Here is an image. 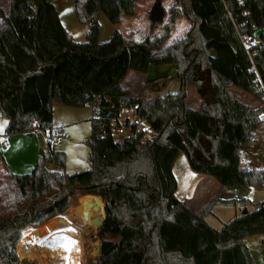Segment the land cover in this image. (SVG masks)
Segmentation results:
<instances>
[{"label": "trees", "instance_id": "obj_1", "mask_svg": "<svg viewBox=\"0 0 264 264\" xmlns=\"http://www.w3.org/2000/svg\"><path fill=\"white\" fill-rule=\"evenodd\" d=\"M73 1L78 22L89 29L83 42L64 28L52 0H10L8 14L0 9L6 134L37 137V130L42 136L52 128L53 103L81 107L94 96H108L94 105L98 115L90 119L89 169L61 170L65 153L50 145L29 173L15 174L2 160L0 264H19V249L24 256L26 238L37 231L33 238L44 249L77 244L76 231L58 224L57 215L79 198L69 211L88 222L103 208L100 203L87 213L91 195L101 197L100 218L106 216L97 229L101 253L93 264H254L244 238L264 233V200L216 229L176 197L172 166L183 153L193 171L220 187H250L264 177V168L243 170L239 164V152L249 147L261 120L260 108L230 91L236 87L263 100L264 0H172L167 9L164 0H154L147 17L151 27L162 23L160 36L137 41L113 30L101 42L98 14L118 24L135 14L139 0ZM181 15L188 29L164 45ZM255 28L263 32L250 59L240 34ZM161 64L176 66L177 92L146 99L125 95L121 81L129 70L146 73ZM187 85L201 97L197 109L187 107ZM133 104L155 141L141 142L133 133L114 140L104 131L110 117Z\"/></svg>", "mask_w": 264, "mask_h": 264}, {"label": "rangeland", "instance_id": "obj_2", "mask_svg": "<svg viewBox=\"0 0 264 264\" xmlns=\"http://www.w3.org/2000/svg\"><path fill=\"white\" fill-rule=\"evenodd\" d=\"M148 2H154V0H145ZM57 4L60 12L62 13V18L66 20V17L71 18V20L77 25V16L74 8L73 0H54ZM152 3L150 4L152 6ZM150 6V8H151ZM165 6V5H164ZM104 22L99 23L102 31L99 35V41H105L109 38L112 30L111 24L107 21V19L103 18ZM132 23L136 29H134L135 36L138 40H141L145 37H150V33H153L154 29L150 28L148 23L143 18L141 14L138 20H134L131 22L128 17L123 21V25L125 22ZM178 29V28H177ZM177 29L175 31H177ZM188 29V28H187ZM133 30V29H132ZM88 25L85 23L78 24V27L72 32L73 40L76 42H83L85 40L86 34L88 33ZM253 42L257 41V35L255 30L252 32ZM123 86L127 90V92L133 96L144 97L143 99L162 96L168 93L177 92L180 88V82L176 75V66L174 64H161V65H150L147 69L146 73L138 72L135 70H130L129 73L123 78ZM236 89V88H234ZM186 96H187V107L190 109H197L199 107L198 99L200 95L198 94L196 88L192 85L186 86ZM98 107L92 104H86L81 107H71L65 106L60 103L52 104V123L51 126L55 127L59 123H63L65 125V131L68 133L69 137L62 140L60 144H56L54 146L55 149L62 150L65 153V165L61 168V170L65 171L68 174L79 172L83 170H87L90 168V160H89V149L85 140L91 134V124L90 119L93 117H97L98 115ZM5 117L0 113V144L1 147L3 141L6 142L7 137H12L17 142V148H15L14 153H11V159L14 163L15 169L20 172H16L12 170L15 174H25L29 173L32 170L34 163L36 162L40 149H47L48 144L45 141V138L42 136L34 137L29 135L26 132H18L12 134H5ZM46 132L43 133L45 136ZM44 138V139H43ZM114 140L119 139V135L113 133ZM0 177L3 175L4 170L0 171ZM83 196V195H81ZM80 196V197H81ZM215 197L213 195L209 197H204L201 188L198 187L196 191V195L194 197V202H186L189 206H192V210L194 209L196 213L201 214L208 206H211L212 198ZM255 199L264 200V190L257 192L254 196ZM79 199V198H78ZM77 199V203L69 206L62 214L57 215V217H61L62 215L66 216L68 219H74L73 221L80 222L79 219L73 216V214L69 211L70 207H73L79 203ZM261 202V201H260ZM90 213V212H87ZM100 218V214L96 215ZM91 217H88L87 220L90 223V226L87 224H81V226L77 225L72 221V224L79 228V230L73 229L70 226L69 221L67 223H61L66 226L68 232L71 230L77 231V237L82 240V235H84L83 243L85 245L84 248V256L82 258L81 264H93L95 260H97V253L93 251V244L95 242H101V239L97 237V227L90 221ZM207 221L209 224L216 228L220 229L222 227L221 223L216 218L215 214L210 212L207 215ZM94 225V226H93ZM36 228V227H35ZM31 228V230L35 229ZM80 230H83L80 231ZM67 232V233H68ZM40 235H38V231L36 236H28L32 239H38ZM27 237V238H28ZM34 237V238H33ZM26 238V240H27ZM34 239V240H35ZM25 240V242H26ZM24 242V244H25ZM23 244V246H24ZM40 244V243H39ZM87 244V245H86ZM41 245V244H40ZM24 256L22 255L20 249V257L19 264H24V257L26 255L25 248ZM82 249V248H81ZM82 251V250H81ZM30 264H39L36 257L27 258Z\"/></svg>", "mask_w": 264, "mask_h": 264}, {"label": "crops", "instance_id": "obj_3", "mask_svg": "<svg viewBox=\"0 0 264 264\" xmlns=\"http://www.w3.org/2000/svg\"><path fill=\"white\" fill-rule=\"evenodd\" d=\"M52 2L54 6L56 7V10H57V13H58V16H59V19L62 25L71 34L73 38L72 32L78 27V24H81V23H79L78 19H76L77 20V25H76L71 20V18H68V17H66V20L64 17V20H63L62 13L60 12V9L58 8L57 4L54 2V0H52ZM151 3L152 2H148L145 0H139L136 4V10L133 16H122L118 24L109 23L112 26V30H118L124 37L138 41V38L135 36V33H134V29L136 28L132 26V23L128 21L125 22V24L123 25V21L125 20V18L128 17V19L130 21L132 20L131 22H133L134 20H138L139 16L142 14L143 18L148 23L149 27L154 29L153 33H150L149 38L152 39L154 37L160 36L163 33L162 23L154 27H151L149 19L147 17V13L150 10ZM171 3H172V0H164L163 5H165L164 6L165 9H167ZM0 9H2L4 14H8L9 9H10V0H0ZM103 18H105V16L102 13H99L98 14L99 23L104 22ZM166 19H167V16H165L164 22L166 21ZM188 27H189V22L183 15L177 17L175 19L173 27L171 28L169 32L167 39L164 41V45H167L173 42L175 39L183 36ZM176 29L177 31H175ZM254 30L257 36L259 35V33L263 32L262 28H255ZM123 80L124 79H122L121 81V86L126 96L144 98V97L133 96L129 94L123 86ZM234 88L236 87L230 88V91L236 98L240 99L246 104L251 105L254 108H260V119H261L257 126L256 133L252 136V137H256L257 139L253 140L251 137L249 147L241 149L239 152L240 168L243 170L262 169L264 168V108H263V103L261 100L256 99L251 94L243 90H240L238 88L236 89ZM200 103H201V97L198 99V104L200 105ZM6 123H7V119L5 118L4 124L6 125ZM37 133L38 132L36 131L35 134L38 135ZM43 133L44 131L42 132V137H44ZM2 146L3 147H1V144H0V171L4 170L2 166V160H3L9 166L11 171L14 170L16 172H20L19 170L15 169L14 163L12 162L13 160L11 159V156H10L11 153H14L15 148H17V142L12 137H7L6 142L3 141ZM42 150L43 149H40L39 151L41 152ZM172 171L175 176L176 183H177L175 195L178 199L182 201H185V202L190 201L189 205H191L190 204L191 202H194V197L196 195V191L198 187L201 188V191L204 197H209L213 195L214 193L215 197L212 198L211 206H208L201 213L204 215V219L206 221H207V215L213 211L216 218L223 226V224L227 222L229 219H231L232 217L236 215L241 214L243 210L251 211L257 206V204L260 203V201L261 202L263 201L261 199H255L254 196L257 192L264 190V188L258 187L257 185H252L250 187H254L253 194L248 195V190L250 187H220L218 182L213 177L203 174V173L193 171L190 168L188 161L186 159V156L183 153L178 154L177 158L175 159L173 163ZM209 207H210V210L206 212V210ZM65 218L68 219L66 216ZM69 220L70 219H68V221ZM73 220H75V218L69 221L70 226L73 229L79 230L78 227L72 224ZM64 222L67 223L65 220ZM73 222L81 226L80 224L81 221L80 222L73 221ZM58 224H61V222H59ZM80 231L83 232V230H80ZM83 239H84V235H82V240H81V248H82L81 261L84 256V248H85ZM244 242L246 246L248 247L250 256L254 264H264V242H262L261 240V234L247 236L244 238ZM59 262L60 260L58 261V263Z\"/></svg>", "mask_w": 264, "mask_h": 264}, {"label": "built area", "instance_id": "obj_4", "mask_svg": "<svg viewBox=\"0 0 264 264\" xmlns=\"http://www.w3.org/2000/svg\"><path fill=\"white\" fill-rule=\"evenodd\" d=\"M253 32V31H252ZM251 34H240L241 43L245 48L247 55L250 59H252L254 53H256V44L259 43V38L257 36V41L253 42ZM103 99H108L107 95H98L94 96L90 100L86 102V104L99 105ZM263 108H264V91L262 98ZM138 109V104H133L131 106L122 107L119 110L118 115L110 117L108 120V124L106 127V133H110L113 136V133H116L121 136H127L133 133L141 142L155 141V132L151 128V126L147 123L145 119H143L136 112ZM104 127V131H105ZM65 125L63 123H59L57 126L49 128L45 130L46 132L44 138L48 145L55 146L56 144H60L62 140L68 138V133L65 131ZM37 130H35L36 132ZM104 133H100L101 135ZM253 140H256V137H252ZM54 169H58L57 166H52ZM258 187L264 188V177L261 179ZM254 187H250L248 190V195L253 194ZM261 240L264 242V233L261 234Z\"/></svg>", "mask_w": 264, "mask_h": 264}, {"label": "bare ground", "instance_id": "obj_5", "mask_svg": "<svg viewBox=\"0 0 264 264\" xmlns=\"http://www.w3.org/2000/svg\"><path fill=\"white\" fill-rule=\"evenodd\" d=\"M91 196L93 199V203L91 204V208L87 209V212H92L98 209L100 203L103 204V208H102L103 211L104 203L102 199L100 197H98V199L94 198L93 195ZM95 199H97V203ZM61 217L62 219L64 218L63 220H65L66 222L68 221V219H66L64 215H62ZM76 218L79 219L83 224H87L90 226V224L87 221L79 217ZM24 248L26 251L24 260H26L27 258L32 259V257L33 258L36 257L38 263L40 262L39 264H81V252H82L81 239L77 244L71 245L63 249L52 250V249L42 248V246L39 244L37 240L28 237L24 244ZM59 260L60 262L58 263Z\"/></svg>", "mask_w": 264, "mask_h": 264}, {"label": "water", "instance_id": "obj_6", "mask_svg": "<svg viewBox=\"0 0 264 264\" xmlns=\"http://www.w3.org/2000/svg\"><path fill=\"white\" fill-rule=\"evenodd\" d=\"M103 110H104L105 112H107V111H108V108L105 107ZM105 132H106V127H105ZM39 153H40V151H39ZM93 196H94V198H97V199H98V197H100V196H98V195H93ZM100 198H101V197H100ZM97 199H95L96 203H97ZM246 212H247L246 210H243V211H242V213H246ZM105 218H106L105 213H104V218H103V219L99 218L98 216L93 215V216L91 217L90 221H91L92 223H94V225H96V227H97V229H98V228L101 227L102 224L104 223ZM58 220H59V222L64 223V220H63L62 218L59 217ZM93 251H95V252L97 253V258H98V257L100 256V253H101V242H95V243L93 244ZM23 263H24V264H30V263L28 262L27 259L24 260Z\"/></svg>", "mask_w": 264, "mask_h": 264}]
</instances>
